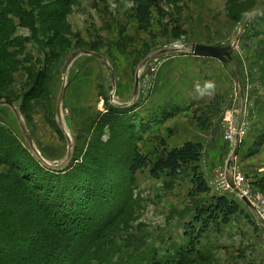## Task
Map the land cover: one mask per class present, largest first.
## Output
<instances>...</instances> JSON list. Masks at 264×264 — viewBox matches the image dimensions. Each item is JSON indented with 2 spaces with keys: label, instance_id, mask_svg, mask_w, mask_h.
<instances>
[{
  "label": "rangeland",
  "instance_id": "rangeland-1",
  "mask_svg": "<svg viewBox=\"0 0 264 264\" xmlns=\"http://www.w3.org/2000/svg\"><path fill=\"white\" fill-rule=\"evenodd\" d=\"M19 1L32 13L34 27L10 15L15 22L13 38L22 39L24 48H10L16 53L15 63L11 82L2 93L19 110L26 108L22 118L41 157L31 147L15 111L0 105L4 135L17 139L50 168L67 167L74 152L82 153L80 158L85 153L98 156V162L88 168L102 171L101 187L125 172V159L137 145L149 164L136 174L130 218L120 226L116 242L125 253L139 246L156 249L164 262L176 259L177 250L187 246L195 210L210 202L211 196L196 193L193 167L156 177L151 174L152 161L165 149L187 141L202 143L198 172L211 187L212 196L234 199L242 215L232 217L227 225L212 226L188 264H263L264 233L248 230L247 224L264 225L256 211L234 189L225 190L223 183L226 171L235 166L245 175L253 197L264 202L260 186L264 183V144L256 154L250 153L264 134V8L251 13L241 26L251 11L264 7V0H157L146 27L136 17L134 0H70L65 8L57 4L60 0ZM9 2L0 0V9H8ZM57 8L64 13L47 24L46 13ZM235 37L233 59L246 106L240 150L232 161L233 132L242 117L241 88L230 66L215 58L193 56L190 49L196 43L227 46ZM174 47L181 49L151 58ZM40 72L47 75L44 88L30 94L33 77ZM137 74L139 93L134 99ZM205 82H213L215 89L201 97L195 85ZM64 85L60 125L57 104ZM109 106L118 108L124 118L131 116L134 140L120 128H96V119ZM166 109L173 114L162 119ZM142 126L148 131L142 132ZM68 135L73 147L65 163ZM9 173H14L10 165L0 163V176ZM242 216L249 219L246 225ZM118 259L119 255L114 262Z\"/></svg>",
  "mask_w": 264,
  "mask_h": 264
},
{
  "label": "trees",
  "instance_id": "trees-1",
  "mask_svg": "<svg viewBox=\"0 0 264 264\" xmlns=\"http://www.w3.org/2000/svg\"><path fill=\"white\" fill-rule=\"evenodd\" d=\"M9 1L8 9H0V100L13 101L2 91L11 82V67L15 63L16 53L10 48L23 49L24 41L13 38L15 22L10 15L33 27L34 20L32 13L26 11L19 0ZM134 1L137 19L143 27L150 25L157 0ZM69 3L70 0H60L57 4L65 8ZM61 13L64 11L60 8L46 13L47 24L60 18ZM46 76L40 72L33 77L30 94L44 88ZM20 110L27 114L24 106H20ZM168 110L162 119L172 116L173 112ZM129 117L124 118L118 108L109 106L108 111L96 119V128L103 130L108 127L113 131L120 128L130 132L134 140L136 136ZM142 128V132L148 131ZM5 133V129H0V163H8L14 173L0 176V264H188L198 250L201 237L212 226L227 225L232 217L242 213L240 203L229 196H212L211 187L198 172L203 145L187 141L179 147L165 149L152 161L151 169V174L158 177L164 172L177 175L179 171L193 167L196 193L211 196L210 202L200 204L195 210L187 231V246L177 250L176 259L165 262L159 258L156 249L143 250L139 246L125 253L124 247L116 242V234L130 218L133 203L131 187L136 174L149 164L148 157L141 153L139 147L134 145L126 157L125 172L101 187L102 171L88 168V164L98 162V156L85 153L80 158L82 153L74 152L67 167L50 168L17 139ZM263 144L264 134L253 144L250 153L256 154ZM260 186L264 190L263 182ZM127 244L131 246L132 239ZM117 255L120 259L114 262Z\"/></svg>",
  "mask_w": 264,
  "mask_h": 264
},
{
  "label": "water",
  "instance_id": "water-1",
  "mask_svg": "<svg viewBox=\"0 0 264 264\" xmlns=\"http://www.w3.org/2000/svg\"><path fill=\"white\" fill-rule=\"evenodd\" d=\"M263 8L264 7H261V8H257L255 10L251 11L243 19V21L241 22V26H243L245 24V21H246L247 17L251 13H253L255 11H258V10H261ZM237 41H238V38L235 37L234 41L232 43H230L229 45H227V46H215V45H207V44H199V43H196V44H192L191 45L190 52H191L192 55H195V56H199V57H211V58L218 59V60L222 61L223 63H225V64H227L228 66L231 67L232 72L234 74V77L236 79V82L239 84V86L241 88L242 117H241L240 124H239V129H241L242 128V124H243L244 113H245L246 101H245L244 89H243L242 83H241V76H240L239 68H238L237 64L235 63V61L233 59V53H234V49H235V46H236ZM180 49L181 48H178V47L164 49V50L160 51L159 53H157L156 55H154L151 58L159 57V56H163V55H167V54H170V53H175V52L180 51ZM83 52L89 53V54H93L92 52H88L86 50L83 51ZM75 55H76V53H74L71 57H74ZM151 58H149L148 61ZM112 74H113V77H114V73L113 72H112ZM139 84H140V79H139V75L137 74L135 88H134V92H133L134 99H136L137 96H138V93H139ZM65 92H66V85H64L62 87V89H61V92H60V95H59V98H58V104H57V117H58V121H59L60 125L62 124V107H63V100H64ZM0 105H7V106L11 107L15 111V113H16V115H17V117H18V119H19V121L21 123L23 132L25 133L28 141L30 142L31 147L34 149V151L37 153V155L39 157H41L39 151L37 150V148L35 147L32 139H31L30 135L28 134L29 131H28V129L25 126V122L23 121L21 111L16 106V104L14 102H12V101H0ZM241 142H242L241 135L238 132L237 135H236L235 148H234V151H233V154H232V161H234L236 159L237 154L239 153L240 146H241ZM68 143H69V150H68L67 158L64 161L65 163L68 162L70 160L71 156H72V147H73V144H72V140H71V138H70L69 135H68ZM228 175H229L228 176V183L230 184L231 188H233L236 192L240 193L239 189L236 187V184L234 182V174H233V171L231 170ZM242 200L252 210L256 211L255 207L252 205V203L249 201L248 198L242 197ZM260 221L264 225V219L260 218Z\"/></svg>",
  "mask_w": 264,
  "mask_h": 264
},
{
  "label": "built area",
  "instance_id": "built-area-1",
  "mask_svg": "<svg viewBox=\"0 0 264 264\" xmlns=\"http://www.w3.org/2000/svg\"><path fill=\"white\" fill-rule=\"evenodd\" d=\"M240 133V135L242 136L243 133V127L241 129H236L233 133L236 139V135L237 133ZM233 171L234 174V182L236 184V187L239 189L240 193L237 192L238 196L242 199V197H246L249 199V201L252 203V205L255 207L256 209V213L257 215L264 219V202L260 201V199H256L253 197V194L251 193V190H249L246 185L248 184L247 179L245 177V175H243L241 172H239L237 170V168L235 166L230 167L229 170L226 171V176L224 177V188L225 190L228 189H233L231 188L230 184L228 183V177L227 175L229 174L230 171Z\"/></svg>",
  "mask_w": 264,
  "mask_h": 264
},
{
  "label": "clouds",
  "instance_id": "clouds-1",
  "mask_svg": "<svg viewBox=\"0 0 264 264\" xmlns=\"http://www.w3.org/2000/svg\"><path fill=\"white\" fill-rule=\"evenodd\" d=\"M195 88L199 95L202 97L206 94H211L210 90L215 89V84L213 82H205L203 86H201L199 83H197L195 85Z\"/></svg>",
  "mask_w": 264,
  "mask_h": 264
},
{
  "label": "crops",
  "instance_id": "crops-1",
  "mask_svg": "<svg viewBox=\"0 0 264 264\" xmlns=\"http://www.w3.org/2000/svg\"><path fill=\"white\" fill-rule=\"evenodd\" d=\"M193 56H195V55H193ZM197 57H199V56H197ZM201 58V57H200ZM205 58H211V57H205ZM213 59V58H212ZM238 215H242V213H240V214H238ZM241 218H244V222H245V225L249 222L248 220L249 219H246L247 217H244V216H242ZM248 225V230H250V229H253L254 230V232H256V233H264V226L263 227H260L259 225H255L254 223H248L247 224ZM264 235V234H263ZM264 264V263H263Z\"/></svg>",
  "mask_w": 264,
  "mask_h": 264
}]
</instances>
